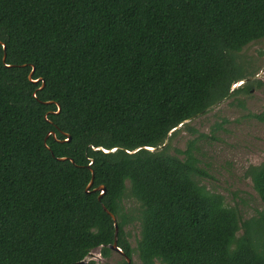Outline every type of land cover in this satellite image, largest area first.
I'll use <instances>...</instances> for the list:
<instances>
[{
	"label": "trees",
	"instance_id": "16d2710c",
	"mask_svg": "<svg viewBox=\"0 0 264 264\" xmlns=\"http://www.w3.org/2000/svg\"><path fill=\"white\" fill-rule=\"evenodd\" d=\"M262 40L264 0H0V264L110 258L104 207L136 264H264V210L199 181L195 140L170 146L254 89L240 54ZM246 175L264 203V160Z\"/></svg>",
	"mask_w": 264,
	"mask_h": 264
},
{
	"label": "rangeland",
	"instance_id": "374dc122",
	"mask_svg": "<svg viewBox=\"0 0 264 264\" xmlns=\"http://www.w3.org/2000/svg\"><path fill=\"white\" fill-rule=\"evenodd\" d=\"M241 53L242 63L254 73L252 82L262 85L255 82L250 93L236 94L193 120L189 125L199 134L192 136L182 131L170 141V146L172 152L186 150L188 143L195 140L196 155L208 172L199 181L211 192L221 194L227 206H237L244 218H251L264 210L252 179L246 175L248 166L264 160V120L259 118H264V40L247 46ZM126 208L134 219L125 231L135 248L141 232L139 206L134 200H127ZM100 250H95L100 256L99 264H123V255L114 252L110 258H104ZM137 262L134 254L132 264Z\"/></svg>",
	"mask_w": 264,
	"mask_h": 264
},
{
	"label": "water",
	"instance_id": "95a60500",
	"mask_svg": "<svg viewBox=\"0 0 264 264\" xmlns=\"http://www.w3.org/2000/svg\"><path fill=\"white\" fill-rule=\"evenodd\" d=\"M3 47H4V49L6 48L5 47V45H3ZM6 60V55H5V57H4V61ZM264 71V70H263ZM34 72H36V70L35 69H33V71L31 72V74H30V79L32 80V76H33V74H34ZM40 81H42V79H38V80H36V81H34V82H36V83H39ZM244 83V81H242V82H238L237 84H235L234 85V87H237V86H240V85H242ZM59 112H60V107H59ZM192 121H188V122H186V124H190ZM184 126V124H182L180 127H178L176 130H174V131H172V133L169 135V137L167 138V140H166V142H165V145H164V147H161V148H159V149H164V148H166L167 146H168V143H169V139H170V137H172V135L175 133V132H177L179 129H181L182 127ZM68 141H70V139L68 140ZM147 150H150V151H155L156 150V148H146ZM140 149H137V150H135L133 153H135V152H137V151H139ZM63 160H64V158H62ZM94 178H95V176H94ZM94 178H93V180H92V182H91V184L89 185V188H88V192L90 191V189H91V186L93 185V183H94ZM100 190H105L104 189V186H102V188H99ZM104 210L113 218V220L115 221V228H116V231H115V242H114V244L113 245H111V246H109L110 247V249L111 250H113V251H115V252H119V253H121L124 257H125V259H126V261H127V264H132V258H130V257H128V256H125L124 255V253L122 252V250L118 247V238H119V227H118V222H117V219H116V217H115V215H113L106 207H104ZM100 256H98L95 252H93V253H91L85 260H83L82 262H80V263H77V264H90V262L91 261H93V260H97L98 258H99Z\"/></svg>",
	"mask_w": 264,
	"mask_h": 264
}]
</instances>
